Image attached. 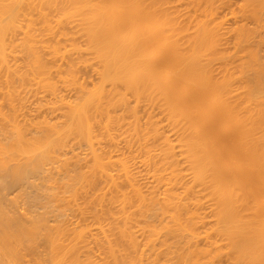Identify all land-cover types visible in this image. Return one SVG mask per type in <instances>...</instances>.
Wrapping results in <instances>:
<instances>
[{"label": "bare ground", "instance_id": "6f19581e", "mask_svg": "<svg viewBox=\"0 0 264 264\" xmlns=\"http://www.w3.org/2000/svg\"><path fill=\"white\" fill-rule=\"evenodd\" d=\"M6 160L2 264H264V0H0Z\"/></svg>", "mask_w": 264, "mask_h": 264}, {"label": "rangeland", "instance_id": "374dc122", "mask_svg": "<svg viewBox=\"0 0 264 264\" xmlns=\"http://www.w3.org/2000/svg\"><path fill=\"white\" fill-rule=\"evenodd\" d=\"M223 10H224V9H223ZM223 10H222V11H223ZM225 11H226V9L223 11V13H224ZM225 13H226V12H225ZM31 100H33V99H31ZM34 100H35V99H34ZM29 101H30V100H29ZM31 103H33V102H31ZM28 105H31V104L28 103ZM31 106H32V105H31ZM20 119H23V118L20 116ZM6 161H7V160H6ZM9 161L12 162L13 160H9ZM10 162L7 161V162H6L7 164L5 163V165H4L3 167H2V166H0V167H1V168H5V167H8V166H9L8 168H11V163H10ZM13 162H15V161H13ZM14 164H15V163H14ZM13 166H14V165H13ZM13 166H12V167H13ZM1 170H2V169H1ZM1 170H0V173H5V175H6V171H2V172H1ZM4 170H5V169H4ZM138 170H139V169H138ZM142 171H143V170H142ZM142 171H141V172H142ZM140 174H141V173H140ZM144 174H145V172H144ZM144 174H142V176H146V175H144ZM2 175H3V174H2ZM5 175H4L3 178H2L4 181L1 182L0 184L4 183V182L6 181L5 179L10 178V176H7V175L5 176ZM0 176H1V175H0ZM1 177H2V176H1ZM7 177H8V178H7ZM33 178H35V180H33V179L31 178L32 180H31V179H30V180L28 179L27 182L32 181L33 183H35V181H37V182H36L37 184H39V183H40V184L43 183V181H41V179H42L41 177H33ZM2 179H1L0 181H2ZM10 179H11V178H10ZM10 179H9V180H10ZM144 179H145V178H144ZM42 180H43V179H42ZM27 182H24V183H27ZM32 182H29L30 186H31V184L33 185ZM5 183L7 184L8 181L5 182ZM5 183H4L3 185H1L2 189H1V187H0V190H1V191H0V194H2V193H4V194H8L7 197H8L9 199L7 200V198H6V200L10 203V206L12 205L13 207H17V208L21 209L20 211H22L23 209H27L26 207L29 208L30 206H32V208L38 209L39 211H43V208H42V207H43V204H42L41 201H38V202H41V203H36V202H35L34 204H32L31 202H29L30 200L28 201V199H29V197H28V196H29L28 193L25 194L24 191L21 190V187H20V186H19L20 189H19L18 186L15 187V185H14V187H13V185H11L12 182L10 181V183L6 185V186L8 187V188H7V187L5 186ZM36 183H35V184H36ZM37 184H36V185H37ZM10 185H11L12 187H11ZM33 186H34V185H33ZM5 187H6V188H5ZM3 188H4V189H3ZM29 188H30V187H29ZM3 190H4V192H2ZM19 190L23 191L22 193H23L24 195L21 194V192H20ZM4 194L0 195V197L2 196V197L4 198V196H5ZM26 195H27V197H26ZM5 197H6V196H5ZM29 203H30V204H29ZM31 204H32V205H31ZM35 204H36V205H35ZM40 204L42 205V207L40 206ZM34 205H35V206H34ZM39 206H40V207H39ZM38 207H39L40 209L42 208V210H40ZM30 208H31V207H30ZM23 211H24V210H23ZM70 216H71V215H70ZM70 219H72V216L70 217ZM0 260H1L0 262L4 261L1 257H0ZM5 262H6V263H4V262H3V263H4V264H8L7 261H5ZM0 264H2V263H0ZM11 264H12V263H11Z\"/></svg>", "mask_w": 264, "mask_h": 264}]
</instances>
